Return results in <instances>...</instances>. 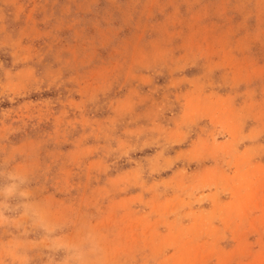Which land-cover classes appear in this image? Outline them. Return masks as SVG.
<instances>
[{"label": "rangeland", "instance_id": "rangeland-1", "mask_svg": "<svg viewBox=\"0 0 264 264\" xmlns=\"http://www.w3.org/2000/svg\"><path fill=\"white\" fill-rule=\"evenodd\" d=\"M0 264H264V0H0Z\"/></svg>", "mask_w": 264, "mask_h": 264}]
</instances>
